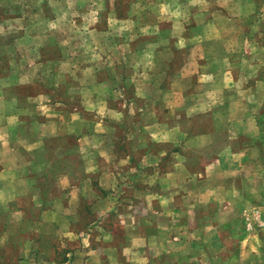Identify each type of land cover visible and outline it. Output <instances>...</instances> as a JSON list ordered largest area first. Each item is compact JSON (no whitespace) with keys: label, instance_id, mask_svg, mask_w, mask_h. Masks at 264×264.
<instances>
[{"label":"crops","instance_id":"obj_1","mask_svg":"<svg viewBox=\"0 0 264 264\" xmlns=\"http://www.w3.org/2000/svg\"><path fill=\"white\" fill-rule=\"evenodd\" d=\"M101 2L0 89V264H264V0Z\"/></svg>","mask_w":264,"mask_h":264},{"label":"rangeland","instance_id":"obj_2","mask_svg":"<svg viewBox=\"0 0 264 264\" xmlns=\"http://www.w3.org/2000/svg\"><path fill=\"white\" fill-rule=\"evenodd\" d=\"M181 1V6L184 8L187 4L185 0ZM96 3L102 5L101 0H0V89L2 92L6 93L2 89L6 83L19 85L15 87L14 92L11 91L17 96L37 91L32 88H39L43 85L41 83H44V87L48 85L53 78L51 75H41L42 62L36 56L34 49L36 50V47L47 38L67 39L72 43L73 33H76L73 26L74 18L80 20L83 16V20L80 21L87 23L90 19L88 11ZM208 13H211V10ZM225 14L230 18L240 15L244 25L241 30L246 39V43H242L243 54L245 51L255 53L249 59L256 63V77L264 79V12L256 11L251 18L246 12L234 14L228 11ZM83 31L86 36L87 32L85 29ZM47 66L53 68L54 65ZM27 81H33L34 84L26 87ZM262 99L264 102L263 96ZM256 111L258 115L256 126L264 131V107ZM257 141L264 147L263 138Z\"/></svg>","mask_w":264,"mask_h":264}]
</instances>
